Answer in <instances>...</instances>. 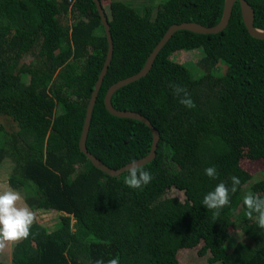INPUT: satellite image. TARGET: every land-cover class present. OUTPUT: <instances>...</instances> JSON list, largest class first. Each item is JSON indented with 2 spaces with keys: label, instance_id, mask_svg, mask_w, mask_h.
Segmentation results:
<instances>
[{
  "label": "trees",
  "instance_id": "1",
  "mask_svg": "<svg viewBox=\"0 0 264 264\" xmlns=\"http://www.w3.org/2000/svg\"><path fill=\"white\" fill-rule=\"evenodd\" d=\"M105 1L114 54L87 148L120 169L149 153L152 135L142 122L107 111L108 89L139 73L172 25L219 24L225 0L162 1L156 16L151 6L137 8L155 0ZM247 1L264 30V0ZM196 50L199 77L174 58ZM107 53L93 0H0V116L14 121L11 132L0 121V164L12 158L8 183L30 211L55 214L45 220L54 228L34 219L30 235L14 246L13 263L180 264L182 249L199 248L209 264H264V229L243 204L249 192L264 197V176L255 181L239 164L242 151L264 160V40L249 34L240 2L223 32L178 31L142 79L114 94L115 109L142 114L159 133L155 158L143 166L153 179L136 189L124 182L128 171L111 177L79 148ZM170 84L186 88L195 107L179 103ZM209 166L216 179L205 175ZM231 176L240 184L214 219L201 201L219 182L230 186ZM153 190L158 194L146 202Z\"/></svg>",
  "mask_w": 264,
  "mask_h": 264
},
{
  "label": "water",
  "instance_id": "2",
  "mask_svg": "<svg viewBox=\"0 0 264 264\" xmlns=\"http://www.w3.org/2000/svg\"><path fill=\"white\" fill-rule=\"evenodd\" d=\"M96 3L97 10L99 12V15L101 17V21L103 23L107 40H108V53L107 57L103 66V69L99 75V78L96 82L95 89L92 93V97L90 99L87 112H86V117L84 121V126L82 130V135L80 138V143H79V148L82 153H84L87 158L92 162L93 166L96 167L97 169H100L104 173L108 174L111 177H118L122 175L123 173L128 171L130 164H127L126 166L120 168V169H112L105 165L101 160H99L96 156H94L91 152H89L87 148V139H88V134L90 131L91 127V122H92V117H93V112L94 108L104 81L105 76L108 73L109 67L111 65L112 59H113V54H114V43H113V37L111 33V26L109 24L108 17L106 15L105 9L103 7V3L101 0H93ZM240 2L241 6V11H242V17L245 23V26L249 32V34L259 40H264V30H261L259 28H256L254 25L255 22V10L254 8L249 4L247 0H225L224 4V12L221 21L219 24L213 27H205L201 24L194 23V22H186L182 24H175L172 25L165 36L162 38V40L157 43V45L154 47L152 52L149 54L143 69L133 75L130 76L126 79L120 80L119 82L113 84L107 91L105 99H104V104L106 106L107 111L116 117L119 118H126V119H133L137 120L139 122H142L151 132L152 135V143L150 147L149 153L143 157L142 159H139L136 162V164L140 166H144L148 163H150L156 155V149H157V143L159 141V133L158 131L152 126L150 121L144 117L142 114L134 111H120L115 109V107L112 105V98L114 94L120 90L123 87H126L140 79H142L151 69L153 62L158 55V53L163 49L166 44L170 41V39L177 33L178 31H190L196 34H203V35H212V34H218L223 32L232 17L234 5Z\"/></svg>",
  "mask_w": 264,
  "mask_h": 264
},
{
  "label": "clouds",
  "instance_id": "3",
  "mask_svg": "<svg viewBox=\"0 0 264 264\" xmlns=\"http://www.w3.org/2000/svg\"><path fill=\"white\" fill-rule=\"evenodd\" d=\"M75 1L70 0L71 4ZM170 87H172L174 95L180 97L179 103L187 108L195 107L186 88L176 84H170ZM204 173L212 179H216L218 176L215 166L206 167ZM152 179L148 170L132 161L124 182L128 187L136 189L148 185ZM229 179L230 186L225 181L219 182L212 191L204 195L201 201L207 210L213 212L214 219L218 218L220 210L230 203V194L235 193L240 184V179L237 176H231ZM20 199V194L13 190L0 194V249L5 247V242L18 241L30 235V226L33 224L35 216L28 207H17V201ZM243 204L247 209V217L254 219L258 227L264 229V197L249 192L244 196ZM254 213L258 215L254 216ZM94 264H118V260L110 259L105 262L103 259H98L94 261Z\"/></svg>",
  "mask_w": 264,
  "mask_h": 264
},
{
  "label": "rangeland",
  "instance_id": "4",
  "mask_svg": "<svg viewBox=\"0 0 264 264\" xmlns=\"http://www.w3.org/2000/svg\"><path fill=\"white\" fill-rule=\"evenodd\" d=\"M129 1V0H126ZM141 2L145 1V0H139ZM162 1H167V0H155L153 3L146 1L145 4L140 3L137 4V8H139L140 10H143L144 7L146 6H151L154 8L153 10V16H156V12H157V6L162 2ZM131 2V1H130ZM137 2V1H136ZM109 4L110 1H105L103 2V6L106 9V11L108 12L109 10ZM64 21H68L66 18H63ZM202 55V51L201 50H196V51H191V52H182L179 54H176L174 56V58L176 60H180L182 63H184L186 65L187 68H189L190 70L195 71V75L196 76H201V71L198 70V68L196 69V62H198V60L200 59ZM27 62L31 61V58L28 57L26 59ZM61 109L58 110V113L60 114ZM0 121L5 123V125L7 126V129L9 130V132H11L12 128H10V124H12L14 121L13 119H11L10 124H7V119L3 116H0ZM13 125V124H12ZM238 148L240 150H242V146L241 145H237ZM240 166L242 169H244L246 172H248L255 181H257L258 179H260L261 177L264 176V160L262 159H252L249 157V155L242 151L240 156ZM15 164L12 160V158H5V160L3 161V164L0 165V185H4V186H9L8 181L6 183V177H10L14 171H15ZM9 179V178H8ZM13 190V189H11ZM154 191V190H153ZM17 193H19V191L17 190ZM158 194V192L154 191L151 193H148L145 196V201H149L152 197L156 196ZM172 194V193H170ZM20 196H25L24 194H20ZM241 208H238V213L241 212L240 211ZM43 214V213H41ZM35 219L40 222V223H44L46 224L47 222H45V220H49L54 218L55 214L53 213H46L44 212L43 215H37L35 214ZM51 226V228L55 227V224H51V223H47ZM46 224V226H48ZM199 249V248H198ZM198 249H192V250H186V249H182V251L179 252L178 254V261L180 264H209L207 261V258L209 257L208 255L203 256V257H199L197 255V251Z\"/></svg>",
  "mask_w": 264,
  "mask_h": 264
},
{
  "label": "crops",
  "instance_id": "5",
  "mask_svg": "<svg viewBox=\"0 0 264 264\" xmlns=\"http://www.w3.org/2000/svg\"><path fill=\"white\" fill-rule=\"evenodd\" d=\"M1 164H3V162ZM8 178L9 177L5 176L6 183L8 181ZM11 189L12 188L10 187V185L9 186L8 185L7 186L0 185V194H2L5 191L11 190ZM13 191L17 192V190H14V189H13ZM22 192L25 193L24 191H22ZM20 197H21V199L17 201V207H26V204H24L25 196H23V197L20 196ZM33 213H34V215L37 214L39 216V215H43L44 211L43 210H37V211H33ZM41 213H43V214H41ZM46 213L47 212H45V214ZM18 241H20V240H18ZM18 241L5 242V247L3 249H0V262H2L4 264H14L13 263V249H14L15 244ZM34 256H36L35 252H30L29 258H32Z\"/></svg>",
  "mask_w": 264,
  "mask_h": 264
},
{
  "label": "built area",
  "instance_id": "6",
  "mask_svg": "<svg viewBox=\"0 0 264 264\" xmlns=\"http://www.w3.org/2000/svg\"><path fill=\"white\" fill-rule=\"evenodd\" d=\"M73 2V1H72Z\"/></svg>",
  "mask_w": 264,
  "mask_h": 264
}]
</instances>
